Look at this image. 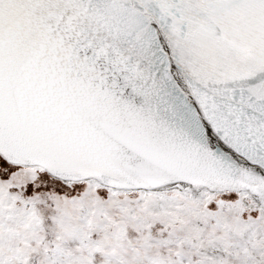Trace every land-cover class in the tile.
I'll use <instances>...</instances> for the list:
<instances>
[{"label": "snow or ice", "instance_id": "obj_1", "mask_svg": "<svg viewBox=\"0 0 264 264\" xmlns=\"http://www.w3.org/2000/svg\"><path fill=\"white\" fill-rule=\"evenodd\" d=\"M0 264H264V0H0Z\"/></svg>", "mask_w": 264, "mask_h": 264}]
</instances>
